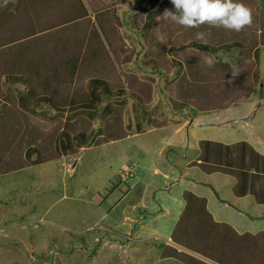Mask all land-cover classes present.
<instances>
[{
    "label": "trees",
    "instance_id": "trees-1",
    "mask_svg": "<svg viewBox=\"0 0 264 264\" xmlns=\"http://www.w3.org/2000/svg\"><path fill=\"white\" fill-rule=\"evenodd\" d=\"M238 2L252 13V24L239 32L176 24L164 14L175 11L170 0H141L142 14L133 10L124 22L116 7L101 0H0V175L166 126L165 112L149 110L154 85L119 68L127 63L123 59L138 55L137 44L143 45L141 66L162 80L163 95L179 114L224 111L250 102L256 88L264 99L259 64L264 0ZM207 58L215 61L211 67ZM128 98L131 115L124 108ZM45 104L50 108L39 114L50 125L47 133L31 120ZM92 109L100 112L92 114L100 118L98 127L95 117L82 115ZM199 145L194 165L234 179V196L264 204V155L244 140ZM182 198L170 244L158 245L160 258L182 264H264V231L238 233L214 220L205 198L188 190Z\"/></svg>",
    "mask_w": 264,
    "mask_h": 264
},
{
    "label": "rangeland",
    "instance_id": "rangeland-1",
    "mask_svg": "<svg viewBox=\"0 0 264 264\" xmlns=\"http://www.w3.org/2000/svg\"><path fill=\"white\" fill-rule=\"evenodd\" d=\"M101 1L116 7L117 15L123 22L127 21L133 10V15L142 14V8L138 9L141 0ZM152 27L159 34L157 31H160V26L153 21ZM121 30H126L124 25ZM142 46L137 44L138 55L135 52L129 59H123L127 63L118 64L121 65L119 68L124 74L135 73L140 79L154 85L150 111L172 114L162 92V80L141 66L139 58ZM223 58L229 60L227 55ZM53 63L54 60H50V64ZM259 64L264 84V49ZM257 92L258 88L251 95L250 102L238 103L222 114L214 112L212 115H223L225 118L231 115L242 121L237 125L234 120L224 121L225 124L218 129L221 132L225 130L224 133L207 135L225 143L249 140L244 130L246 128H237L240 124L253 121L255 133L264 137V99H259ZM125 104L127 113L131 115V100L128 98L124 103L126 109ZM49 106H39L31 116L34 124L44 133L50 132V125L39 113L48 110ZM83 111L82 115L87 118L92 114L99 116L100 113H95L93 109L90 112ZM165 115L167 120L168 115ZM200 116L198 120L207 117ZM62 118L65 120L66 114ZM99 120V117L93 119L94 127L99 126ZM127 120L125 110L124 121ZM233 128L234 131L230 132L229 129ZM166 130L146 129L143 134L128 136L99 147L81 148L75 155L65 154L56 160L0 175V264H182L172 258H160L161 249L158 246L169 242V233L179 216H176L178 210L173 208L171 198L174 196L176 202H182V188L207 198V209L218 220H229L232 226H238L239 229L264 231V218L237 216L233 206H224L223 202L213 199L217 195L227 204L238 206L248 214L262 213L264 208L255 205L250 199L232 196L231 178L220 174L207 176L196 168L185 169V163L197 153L194 152L195 147L186 153L179 149L176 152L168 151V157L161 155L159 149L165 141L163 136L167 137ZM199 134H203L202 130L196 136ZM250 138L254 139L252 143L257 147L260 141L257 135ZM176 160L183 172L209 186L196 184L192 187L189 182H184L186 185L182 187L175 184L176 176L168 168ZM74 161L75 168L70 172V164ZM123 165L133 168L132 173H138L135 179L130 177L127 173L129 170H125ZM212 187L215 193L211 192ZM159 203L165 205L164 209L169 207L167 216H161L163 211ZM125 216L132 219L129 229L128 222L123 220Z\"/></svg>",
    "mask_w": 264,
    "mask_h": 264
},
{
    "label": "crops",
    "instance_id": "crops-1",
    "mask_svg": "<svg viewBox=\"0 0 264 264\" xmlns=\"http://www.w3.org/2000/svg\"><path fill=\"white\" fill-rule=\"evenodd\" d=\"M111 2H112V0H111ZM64 42H63L62 45L65 48H67V45L64 44ZM17 87H20V85L19 86L17 85ZM230 108H228V109H226L224 111H214V112H217V114H222V113H225L226 111L230 110ZM214 112H210V113H206V114H204V113L203 114H200V115L207 116V117H205L204 120H198L197 117H201V116L199 114H197V113L196 114H188V112H182V113L179 114L178 112H175V111L172 110V114L171 113L168 114L167 111H165V114L168 115V119L166 120L167 121V125L166 126L155 127V128H145V130L146 129H148V130H151V129L158 130V129H162V128H165V129L167 128V130H166L167 137H164L163 136V138L165 139V141H164L163 145L159 149V151H160V153H161L162 156H167L168 157V154H167L168 151H170V152H174L175 151L176 152L179 149H182L184 151V153H186V152H189V149H192V148L195 147L196 150H194V152L197 151V153H196V155L191 160H188L185 163V165H184L185 166V169H193V168H196V169H198L200 171V173H202L204 175H207V176H210V175H213V174H220L218 172L206 173V172H204V170L201 167H199L198 165H194L193 164L194 161H197V159H198V157H199V155L201 153L199 143L202 140L218 141V140H216V138L215 139H212L207 134L215 135V136H216L217 133L219 134L221 131L218 130V129L221 128L220 126H222V125L225 124L224 121L234 120V123L237 125V123L238 122H241L242 120L237 119L236 116H233L232 117L231 115L227 116L226 118L223 115L221 117L219 115H217V116L216 115H212V114H214ZM213 120L216 121V122H213ZM245 120H248V119H245ZM43 121H45V120H43ZM199 127H202V128L200 129ZM239 128H241V129L246 128L244 130L249 135V140L247 139V140H244V141L248 142L250 145H252V147L256 151H258L260 154L264 155V137H261L260 136L261 137L260 138L258 136V132L255 133L253 121L252 122H249L248 121V124L246 122L244 124H240L237 129H239ZM201 130H202V133L204 135L203 134H199L198 136H196L198 133L201 132ZM229 131L230 132L234 131V128L233 129H229ZM224 132H225V130L222 131L221 133H224ZM236 132L239 133V130H236ZM143 133H140V134H143ZM255 135H257L258 140H260L259 142H257L255 140V142H257V145H258L257 147L258 148L256 146H254L253 143H252V140H254V139H251L250 138V137L255 136ZM132 137H133V135H132ZM129 138H130V136H129ZM238 141H242V140H237V141H234V142H231V143H235V142H238ZM218 142H221V141H218ZM222 143H224V144H231L230 142H226V143L225 142H222ZM177 155H179V154H177ZM178 163H179L178 160L171 162L169 164V168L168 169H171L170 170L171 173L176 176L175 180L177 179V182L174 181V183L175 184L177 183L179 187L184 186V184L186 182H189L192 187H194L196 184H200L201 186L202 185L203 186H209L206 183H202V182H200L198 180H195L194 177H190L187 174V172H183V169L178 165ZM123 167H126V166L123 165ZM125 170H127V171L129 170L127 173H129V175H130V177L132 179H135V177L138 175V173L137 174L132 173L133 168H130L129 169V168L126 167ZM154 171H159V170L155 169ZM220 175H222V174H220ZM223 176H225V175H223ZM165 177H167V175H165ZM233 184H234V179L231 178L230 190H231ZM185 190H188V189H183L182 188L181 193H180L182 202L181 201H177L176 202V199H175L174 196H172V198H171L172 199V204H174V207L173 208L178 210L176 216L180 215V213H181L180 212V209L181 208L183 209V207H184V201H183V198H182V193ZM188 191H190V190H188ZM190 192H192V191H190ZM211 192H214V193L216 192L213 187L211 189ZM192 193L194 195H196L197 197L205 198L203 196H199V194L196 193V192H192ZM231 193H232V191H231ZM232 196L234 198H237V199L248 198L255 205L262 206V208H264V204H257V203H255V201L253 200V198L251 196L236 197L233 194H232ZM166 197L169 198L170 196H166ZM205 199H206V208H208L209 207L208 206L209 200L207 198H205ZM213 199L214 200H217L218 199L219 201L223 202L224 206H227V205L230 206V207L233 206V209L237 212V216L240 215L241 217L243 216V217L255 218V219L264 218V210L262 211V213H259L257 215H251V214H248L247 211H245L244 209L238 208V206H235L233 204L232 205L227 204L226 202H224L223 200H221L217 195ZM141 203L142 202H140V204ZM158 205H159L161 211H163V214L161 216H163V217L164 216H167L169 214V207H166L168 209H164V206H165L164 204L159 203ZM142 206H144V205L142 204ZM158 216H159V213L155 216V219H157ZM212 216H213V218H214L215 221H217V222H225V223H228V224H230L232 226V224L229 223L230 222L229 220H218V218H216L215 215L212 214ZM123 220L128 222V229H129L130 228V225H129L130 223L129 222L132 219L129 218L128 216H125L123 218ZM177 220H178V218H177ZM177 220H176V222H177ZM176 222H175V224H176ZM122 224H124V222ZM175 224H174V226H175ZM173 227H172V229H173ZM232 227L238 233H244V232H249V233H253L254 232V233H257L259 231H262V230H259V231L255 232L256 230L250 231L249 229H247V230L239 229L238 226H232ZM171 231H170V233H171ZM170 233H169V235H170ZM168 240H169L168 243L170 244L171 241L169 239V236H168Z\"/></svg>",
    "mask_w": 264,
    "mask_h": 264
},
{
    "label": "clouds",
    "instance_id": "clouds-1",
    "mask_svg": "<svg viewBox=\"0 0 264 264\" xmlns=\"http://www.w3.org/2000/svg\"><path fill=\"white\" fill-rule=\"evenodd\" d=\"M175 11H165L170 20L185 28H199L201 25L222 27L239 32L252 24L251 11L238 0H170ZM203 39V33H197ZM205 63L211 67L215 61L207 58ZM233 76L239 74L233 71Z\"/></svg>",
    "mask_w": 264,
    "mask_h": 264
},
{
    "label": "water",
    "instance_id": "water-1",
    "mask_svg": "<svg viewBox=\"0 0 264 264\" xmlns=\"http://www.w3.org/2000/svg\"><path fill=\"white\" fill-rule=\"evenodd\" d=\"M75 162H76V161H74L73 163L70 164V167H69V171H70V172H73V170H74V168H75V165H76Z\"/></svg>",
    "mask_w": 264,
    "mask_h": 264
}]
</instances>
